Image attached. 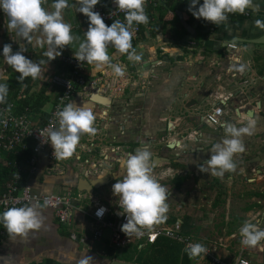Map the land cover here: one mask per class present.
Listing matches in <instances>:
<instances>
[{
  "label": "crops",
  "instance_id": "crops-1",
  "mask_svg": "<svg viewBox=\"0 0 264 264\" xmlns=\"http://www.w3.org/2000/svg\"><path fill=\"white\" fill-rule=\"evenodd\" d=\"M255 2L259 3V11L250 10L245 18L227 19L199 41L195 35L201 30L194 31L193 25L179 41L168 37L165 29L179 27L183 16L177 13L172 19L164 13V7L154 5L148 10L151 36L142 35L134 44L133 49L141 57L139 61L130 62L127 54L115 53L111 45L107 48L110 56L115 53L112 63L124 68L123 76L114 77L109 66L95 73L90 65L84 66L85 76L97 83L78 88L70 101L89 106L97 114L95 135H81L74 155L68 159L52 157L48 142L37 152L33 172H25L33 193L79 195L78 209L73 212L70 225H64L51 208L42 206L39 210L43 223L39 229L30 231L25 238L11 239L4 233L0 264H78L84 257L90 258L89 264H106L107 260L117 258L109 257L105 248L113 247L109 228L102 229L101 239H91L93 223L89 215L95 203L103 204L110 212L117 209L119 197L113 195L111 186L116 179H122L120 161L142 145H147L153 163H157L153 175L165 167L173 170L170 176L156 178L168 190L167 219L159 225L172 227L179 221L181 234L205 248L218 238L225 239L228 246L218 247L216 255L223 261L233 260L239 239L231 235L239 233L242 223L259 221L258 227L264 228V40L253 42L264 34V28L255 25L257 19L264 21V0ZM51 4L52 0H45L43 7L51 11ZM69 4L71 7L62 13L64 21L72 25L73 36L83 40L79 28L84 14L76 12L77 3L69 0ZM7 24V15L0 11V49L8 43L13 51L26 48L23 54L33 62L47 61L43 55L47 46L36 45L38 34L29 42L14 30L8 31ZM80 40H74L60 50V55L40 65L42 75L36 80L26 77L17 81L19 73L0 56V82L7 83L9 88L3 103L11 104L12 111L20 113L15 110L17 102L39 96V100L44 99L40 107L26 108L34 124H43L57 91L48 77L64 73L59 59L63 54L75 53ZM163 42L167 43L166 54L163 62L155 66ZM228 42H235L237 48H228ZM213 92L230 94L220 103L221 122L239 127L245 123L241 119L245 114L256 120L253 134L243 137L245 151L232 157L235 171H226L223 177L200 170L201 165L206 167L204 162L209 158L211 145L223 136L220 126L208 124L202 118L203 112L211 108ZM191 101L195 104L187 107ZM49 103L50 108L46 109ZM176 176L184 177L178 188L171 184ZM82 177L98 182L91 195L77 191V179ZM184 220L188 230L185 233ZM105 229L108 234L104 236ZM248 257L252 264H264V240ZM198 259H203L201 264L209 262L207 258Z\"/></svg>",
  "mask_w": 264,
  "mask_h": 264
},
{
  "label": "clouds",
  "instance_id": "clouds-1",
  "mask_svg": "<svg viewBox=\"0 0 264 264\" xmlns=\"http://www.w3.org/2000/svg\"><path fill=\"white\" fill-rule=\"evenodd\" d=\"M100 2L101 0H76V12L84 14L88 21L87 30L83 32L84 38L80 40L79 36H73L72 25L66 23L62 15L65 9L71 7L69 0H52L51 11L43 7L45 0H0V11L8 18V31L14 30L19 37L29 42L34 34H38L36 45L42 48L47 46L43 53L47 61L33 62L23 54L26 48L19 47V50L13 51L11 44L3 45L0 56L5 64L19 73L17 81L22 82L26 77L32 80L40 78V65L60 55V50L74 40H80L77 50L73 53L74 57L78 62L84 61L90 65L93 73L102 72L109 66L114 77L123 76L124 68L112 63L115 53L127 54L130 62L139 61L141 57L133 49L132 39L135 26L148 23L145 13L146 0H112L116 9L124 13V19H115L107 25L101 14L94 10V6ZM246 9L255 13L260 10L259 3L255 0H203L202 3L200 0H188V11L193 17L203 18L215 25L225 22L230 13L243 15ZM255 25L264 28V21L257 19ZM109 45L115 49L112 56L107 52ZM148 51L151 52L152 49L149 48ZM8 91V84L0 82V103L6 100ZM219 113L220 109L217 108L216 114ZM54 116L57 126L47 129L46 141L50 142L56 159L72 157L81 135L87 133L94 136L97 131L94 126L97 114L84 104L77 105L74 101H69L62 109L55 111ZM241 119L245 123L239 127L228 121L220 123L223 136L220 141L211 145L209 158L204 162L206 167L200 166L202 172L223 177L226 171H235L236 164L232 157L245 151L243 137L252 135L256 129V120L252 115L245 114ZM120 164L123 169L122 179H116L111 186L113 195L119 197L118 205L121 211L117 215L125 216L126 222L122 223L121 230L127 236L135 234L139 237L143 230L151 229L154 224L163 223L167 219L168 190L152 174L153 156L147 145H142L132 153H126ZM41 207L42 205L35 202L8 207L0 212V225L11 239L25 238L30 231L41 227ZM105 211L106 209L100 206L95 214L101 217ZM258 224L259 221L252 223L248 220L242 223L239 228L241 245L257 247L259 242L264 240V228L258 227ZM185 251L190 259L206 254L201 243H192L186 246ZM89 262L90 258L84 257L78 264Z\"/></svg>",
  "mask_w": 264,
  "mask_h": 264
},
{
  "label": "built area",
  "instance_id": "built-area-1",
  "mask_svg": "<svg viewBox=\"0 0 264 264\" xmlns=\"http://www.w3.org/2000/svg\"><path fill=\"white\" fill-rule=\"evenodd\" d=\"M156 0H146L145 13L148 16V23L143 25H137L134 28V36L132 39V45L134 48L135 42L140 36H151V21L149 20L148 8L154 6ZM183 1L188 3V0H173ZM203 0H200L202 3ZM195 7V6H194ZM94 10L98 11L104 18V22L110 24L113 20L119 19L123 21L124 13L119 9H116V5L112 0H101ZM250 15V9H246L243 15L230 13L228 17L245 18ZM227 17V18H228ZM194 23L200 30L209 35L215 31L216 25L204 20L203 18H194ZM88 21L80 25L79 31L83 36V32L87 30ZM84 38V37H83ZM166 42H163L159 46L160 57L155 60L154 65H160L162 58L166 54ZM226 46L231 49H236L237 44L235 42H228ZM62 65L68 66L69 70L62 74H52L48 77V82L56 88V94L53 101V106L48 112L43 124L36 125L32 122L27 114V108L22 113H14L11 109V104L0 103V159L4 158L7 154H15L19 157L23 151L29 150L30 154L25 159L14 160L12 165L14 172L10 180L5 184L4 191L0 193V212L8 207H19L29 202H35L38 205H42L51 208L58 219V221L64 225H70L74 213L78 209L79 195L73 196L70 192L66 193H49V194H36L31 191L30 185L25 180V172H33L36 163V154L47 145V129L57 126L54 112L58 109H62L67 104L78 88H86L87 86H95L96 79H89L85 76L83 71L84 66L87 64L84 61L78 62L73 54H63L60 59ZM230 95V94H229ZM228 94L221 95L220 93L213 92L211 108L203 112L202 118L213 126H219L223 116L221 101L228 99ZM220 109V113L216 114V109ZM43 136H41V135ZM195 134V132H194ZM89 146H93V143H89ZM52 157H55L52 154ZM86 162V161H85ZM9 163V161H8ZM173 170L169 167H165L161 171H158L154 176L155 178H162L172 175ZM47 201L45 204L44 202ZM119 202V199H118ZM117 202V209L109 211L106 206L100 203H95L90 217L92 219L91 225V239L99 240L102 237V229L109 228L111 233L109 241L115 248L131 247L136 250H141L146 246L155 242L157 237L165 236L183 244V249L186 246L194 243L189 237L184 236L180 232V223L175 221L173 226H164L154 224L151 229L143 230V234L137 237L135 234L127 236L122 230V223L126 222L123 214L117 215L121 211ZM103 206L106 211L101 217H97L96 209ZM109 216H111L109 218ZM6 233V230L0 225V241L2 236ZM231 238L239 239V250L236 253L232 261H223L217 255L216 251L218 247L226 248L228 246L225 239L218 238L214 241L213 245L209 248H205L206 254H200L195 259L194 264H201L202 258L209 260L208 264H252V261L248 257V253L253 251L255 247H246L241 245L240 234H232ZM201 258L202 260L198 259ZM207 260V261H208Z\"/></svg>",
  "mask_w": 264,
  "mask_h": 264
},
{
  "label": "trees",
  "instance_id": "trees-1",
  "mask_svg": "<svg viewBox=\"0 0 264 264\" xmlns=\"http://www.w3.org/2000/svg\"><path fill=\"white\" fill-rule=\"evenodd\" d=\"M72 3H76V0H71ZM159 1H155V6L157 7H164V13L166 12L170 16H172V19L177 15V13L181 14L183 16L182 24L180 23L179 27H173L169 30L165 29V31L168 33V37H170L174 41L181 40L184 36L189 34V28L192 27V25L195 27L194 31H196V28L200 29V27H197V25L194 23V18L191 14V12L188 11V3L183 1H173V0H165V4L158 3ZM153 6H149L148 10L152 8ZM234 17H228L227 19H231ZM240 18V17H238ZM87 21V17L84 15L83 23ZM163 22V20H160ZM176 21V20H175ZM176 23V22H174ZM179 25V24H177ZM152 27V25H151ZM167 27V26H165ZM168 28V27H167ZM191 29V28H190ZM152 33V28H151ZM165 33V32H164ZM206 36L205 33L197 32L195 35V39L197 41L202 40L203 37ZM199 42L197 46H199ZM61 68L64 72H67L69 70L68 66L60 64ZM44 102V99L39 100V96L34 97L33 100L29 99H22L21 101L17 102V105H15V110L20 111V113L25 111L26 107H40ZM24 110V111H23ZM22 111V112H21ZM30 154L29 150H25L21 153L20 159H25ZM18 156L15 154H7L4 156V158L0 159V193L4 191L5 184L10 180L13 172L14 167L12 165V162L14 160H20ZM9 161V163H8ZM184 177L182 176H176L171 180V184L173 187L178 188L183 181ZM218 200V194H217ZM186 221L184 220L182 222V230L183 232H188L186 229ZM127 261H133L138 264H193L194 258H189L186 251L183 249V244L181 242H178L176 240L170 239L165 236H159L155 240L154 243L146 246L145 248L135 251L134 255L131 258H119Z\"/></svg>",
  "mask_w": 264,
  "mask_h": 264
},
{
  "label": "water",
  "instance_id": "water-1",
  "mask_svg": "<svg viewBox=\"0 0 264 264\" xmlns=\"http://www.w3.org/2000/svg\"><path fill=\"white\" fill-rule=\"evenodd\" d=\"M162 3H165V0H160ZM264 34L260 36V39H255L253 42H263ZM195 104V102L191 101L186 106L190 107L191 105ZM196 134V133H195ZM173 145L172 143L170 146ZM170 148V147H169ZM155 162V160L153 161ZM157 163H153V167L156 166ZM98 182L96 180L88 179L86 177L78 178L77 183L75 185L77 191H85L87 194H92L93 190L97 188ZM106 264H138L133 261H127L119 258H112L107 260Z\"/></svg>",
  "mask_w": 264,
  "mask_h": 264
},
{
  "label": "rangeland",
  "instance_id": "rangeland-1",
  "mask_svg": "<svg viewBox=\"0 0 264 264\" xmlns=\"http://www.w3.org/2000/svg\"><path fill=\"white\" fill-rule=\"evenodd\" d=\"M50 103L47 105L46 109L50 108ZM195 229L193 228V231ZM108 234V230H104V236ZM107 250V255L114 256V257H119V258H131L134 255V250L131 247H124V248H113V247H105Z\"/></svg>",
  "mask_w": 264,
  "mask_h": 264
}]
</instances>
